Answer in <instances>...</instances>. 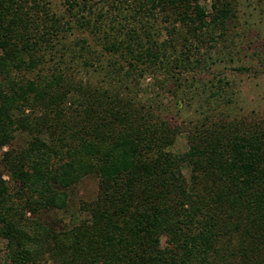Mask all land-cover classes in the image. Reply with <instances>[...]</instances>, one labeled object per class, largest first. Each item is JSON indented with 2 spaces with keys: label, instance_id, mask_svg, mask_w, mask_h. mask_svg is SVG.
<instances>
[{
  "label": "trees",
  "instance_id": "1",
  "mask_svg": "<svg viewBox=\"0 0 264 264\" xmlns=\"http://www.w3.org/2000/svg\"><path fill=\"white\" fill-rule=\"evenodd\" d=\"M63 3L0 0V264H264V115L235 113L216 68L236 0ZM86 174L67 225L56 209Z\"/></svg>",
  "mask_w": 264,
  "mask_h": 264
},
{
  "label": "rangeland",
  "instance_id": "2",
  "mask_svg": "<svg viewBox=\"0 0 264 264\" xmlns=\"http://www.w3.org/2000/svg\"><path fill=\"white\" fill-rule=\"evenodd\" d=\"M46 2L52 11L66 12L63 0H46ZM236 2V13L239 17L237 29L240 31L237 44L234 46V54L231 59L217 61L218 67L216 68L226 72L229 75V80L233 82L235 98L233 111L235 113L264 115V0H236ZM243 64L248 66V69L242 71L234 69V66ZM80 73L84 76L88 74L94 79L101 78L98 70L92 69L86 73L81 69ZM150 80L149 76L141 78L143 84H147ZM165 96L170 98L173 95L169 92ZM171 98L173 99V97ZM201 98V95H197L189 103H183L182 107L172 102L170 111L172 119L182 122L199 115ZM27 138L28 135L25 132L17 131L12 144L22 145ZM186 146L184 134L179 133L169 148L173 151H181ZM6 148V145H0V155ZM5 176H8L7 172L3 173V177ZM96 188L95 175L86 174L71 189L67 208L56 209V214L67 225L76 221L78 217L83 216L79 210L80 200L94 196ZM4 244L3 238H0V245L5 248ZM4 248L1 255L5 253ZM44 263L55 264L50 260L44 261Z\"/></svg>",
  "mask_w": 264,
  "mask_h": 264
},
{
  "label": "clouds",
  "instance_id": "3",
  "mask_svg": "<svg viewBox=\"0 0 264 264\" xmlns=\"http://www.w3.org/2000/svg\"><path fill=\"white\" fill-rule=\"evenodd\" d=\"M5 150H6V149H5ZM4 179H5V180H8V179H9V177H8V176H5V177H4Z\"/></svg>",
  "mask_w": 264,
  "mask_h": 264
}]
</instances>
